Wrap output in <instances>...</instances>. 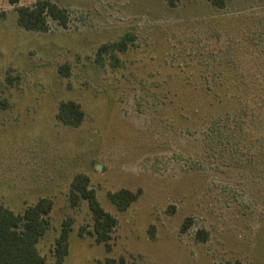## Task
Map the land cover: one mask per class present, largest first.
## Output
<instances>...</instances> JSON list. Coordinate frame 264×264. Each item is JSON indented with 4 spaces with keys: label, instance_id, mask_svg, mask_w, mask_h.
Here are the masks:
<instances>
[{
    "label": "rangeland",
    "instance_id": "rangeland-1",
    "mask_svg": "<svg viewBox=\"0 0 264 264\" xmlns=\"http://www.w3.org/2000/svg\"><path fill=\"white\" fill-rule=\"evenodd\" d=\"M52 1L66 23L32 31L0 0V205L52 200L45 264L66 218L61 264H264V0ZM68 100L75 127L56 116ZM77 174L117 218L109 250L77 234L91 229L87 202H68ZM120 189L137 194L123 211Z\"/></svg>",
    "mask_w": 264,
    "mask_h": 264
},
{
    "label": "trees",
    "instance_id": "trees-1",
    "mask_svg": "<svg viewBox=\"0 0 264 264\" xmlns=\"http://www.w3.org/2000/svg\"><path fill=\"white\" fill-rule=\"evenodd\" d=\"M19 1L7 0L14 6L18 25L25 30L47 31V17L57 20L61 24L66 23L65 8L60 7L52 0H36L29 5H19ZM208 1L214 5L222 6L224 0ZM131 40L132 36L127 32L121 39L101 45L97 53L98 58L107 52L111 53V57L114 56V49L123 51L127 41ZM116 61L117 58L113 57L112 62ZM56 116L62 123L75 127L82 120V111L79 105L72 100L61 101ZM216 134L221 136L222 132H216ZM108 198L117 210L123 211L137 198V194L127 189H120L108 193ZM80 200L87 202L91 214V229L85 231L84 227H79L77 234L82 237L86 233L96 243H104L109 250L108 241L113 228L117 225V218L102 208L94 190L89 187L88 177L83 174L73 177L68 191V202L71 207L77 206ZM51 208L52 200L48 197H41L26 206L21 214L14 213L10 208L0 205V264H45L44 257L38 251L36 243L49 228L48 215ZM71 223L69 218L64 219L60 231L54 239L51 252L55 264H61L67 255V238L71 230ZM123 262L122 257H108L103 260H95L93 264H123Z\"/></svg>",
    "mask_w": 264,
    "mask_h": 264
},
{
    "label": "crops",
    "instance_id": "crops-1",
    "mask_svg": "<svg viewBox=\"0 0 264 264\" xmlns=\"http://www.w3.org/2000/svg\"><path fill=\"white\" fill-rule=\"evenodd\" d=\"M19 2H21V1H19ZM34 2V1H33ZM32 3V2H31ZM239 263L238 264H246V263H244L243 262V258L241 259V261H238Z\"/></svg>",
    "mask_w": 264,
    "mask_h": 264
}]
</instances>
